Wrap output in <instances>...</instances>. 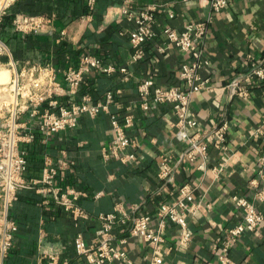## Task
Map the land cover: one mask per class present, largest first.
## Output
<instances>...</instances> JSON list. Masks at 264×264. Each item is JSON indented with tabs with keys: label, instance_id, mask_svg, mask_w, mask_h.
I'll use <instances>...</instances> for the list:
<instances>
[{
	"label": "crops",
	"instance_id": "0c3cea01",
	"mask_svg": "<svg viewBox=\"0 0 264 264\" xmlns=\"http://www.w3.org/2000/svg\"><path fill=\"white\" fill-rule=\"evenodd\" d=\"M127 1L142 7L153 0H16L6 10L11 23L1 28V37L16 63L13 70L23 72L27 82L40 75V70L50 68L62 83L64 71L84 53L98 55L106 64L127 67L129 74L93 71L82 93H90L97 100L108 89H121L120 101L132 104L135 115L129 134L139 142L138 158L131 164L106 156L113 134L109 118L103 114L97 118L83 116L76 128L55 136L51 143L55 160L65 150L75 162V171L67 176L89 191L81 198L89 218L77 223L61 206L43 204L34 190H21L13 209L19 231L11 264H50L45 257L50 252H57L62 262L86 264L77 257L73 240L79 232L87 241L100 234L99 213L113 211L122 203L130 213L137 206L135 212L155 214L159 203L176 197L178 187L186 181L197 185L196 197L202 202L200 211L189 219L193 239L189 246L165 253L162 264H218L226 232L241 218L235 195L247 197L264 212V169L260 172L264 82L250 81L248 76L253 63L264 57V0H228L216 13L208 0H169V6L159 8L154 24L157 34L147 44L146 57L140 62H130L128 33L134 24L122 13ZM170 9L176 13L173 19L168 17ZM209 16L212 20L200 44L208 63L199 70L209 81L192 97L190 110L198 119V131L228 121L229 150L223 154L210 147L205 163L202 158L179 161L186 142L174 137L173 108L162 104L144 112L136 103L138 86L145 78H153L163 87L180 83L181 66L189 62L190 54L174 45L160 51L162 30L168 24L184 29ZM32 17L44 20L42 27L28 32L16 27L17 18ZM235 79L249 94H232L228 84ZM33 155L30 159L35 165L39 160ZM164 155L176 166L174 180L167 186L159 178ZM220 162H225V168L216 176L212 169ZM97 192H102L98 198ZM114 233L118 240L125 239L120 246L127 251L129 264L150 263L151 249L142 238L131 236L125 225L117 226ZM178 236L179 229L168 226L166 250L175 245ZM231 256L237 264H264V222L257 232L242 234Z\"/></svg>",
	"mask_w": 264,
	"mask_h": 264
},
{
	"label": "built area",
	"instance_id": "2783aa9c",
	"mask_svg": "<svg viewBox=\"0 0 264 264\" xmlns=\"http://www.w3.org/2000/svg\"><path fill=\"white\" fill-rule=\"evenodd\" d=\"M208 1L215 13L223 10L228 4V0ZM14 2L16 0H3L0 22ZM169 2L153 0L141 7L137 3L127 1L122 7V13L134 24L128 33L132 50L130 62H140L146 57L147 44L157 34L154 24L159 8L169 6ZM175 16V11L170 9L168 17L173 19ZM211 20V16L196 20L184 29H178L171 24L164 26L160 51L174 45L190 54L189 62L184 63L180 69L181 82L163 87L153 78H145L138 86L136 103L144 112L162 104H169L173 108L174 137L186 142L179 161L195 162L202 158L205 163L210 156V147L223 154H228L229 150L228 121H220L209 130L198 131V119L190 110L192 97L209 81L200 75L199 70L208 63L200 44L208 32ZM43 23L44 20L35 17L29 20H15L16 27L26 32L39 29ZM14 65L16 67V63ZM95 70L107 74H129L125 66L119 68L106 64L102 57L84 53L76 64L69 65L64 71L62 83L57 81L50 68L40 70L41 74L24 86L26 91L21 94L23 100L19 102L20 77L24 74L17 70L12 90L15 101L13 100V108L10 111L11 118L0 123V264H11L10 259L19 231V221L13 209L21 190H34L41 197L43 204L49 208L53 204L61 206L77 223L89 218L88 211L81 203V198L88 196L89 191L78 187L67 176L69 172L75 171V162L68 157L65 150H61L60 156L55 160L51 143L60 132L76 128L83 116L97 118L103 114L108 116L113 134L106 156H114L125 164H131L138 158L139 142L129 134L130 128L135 124L133 106L124 105L120 101L122 90L108 89L104 96L97 100L90 93H82L86 79ZM248 76L250 81L264 82V57L253 63ZM125 79L128 77L125 76ZM228 85L232 94H249V90L242 86L238 79ZM261 132L264 133V120ZM33 154L37 157L35 159L39 160L35 165L30 159ZM260 167L262 172L264 154L260 158ZM175 168L172 158L164 155L159 172L163 185L167 186L173 182ZM224 168L225 162H220L213 166L212 170L219 176ZM34 170L37 173L34 174ZM196 191L197 185L192 182L182 183L177 189V196L162 200L155 214L135 212L137 206H134L133 213H130L122 203H117L113 211L99 213L101 231L96 238L87 241L82 232L75 236L73 245L77 257L84 259L86 264H129L128 253L120 246L125 239L118 240L114 233L117 226L125 225L131 236L142 238L150 247L149 264H162L165 253L175 247H187L193 239L189 219L196 215L202 206V202L196 197ZM101 195L102 192L95 194L97 198ZM235 202L241 218L226 232L218 252V264H237L231 256L233 245L244 232H257L264 222V212L247 197L235 195ZM170 225L179 229V236L175 245L166 250L165 232ZM45 257L50 264H69L67 260L62 262L57 252L47 253Z\"/></svg>",
	"mask_w": 264,
	"mask_h": 264
},
{
	"label": "rangeland",
	"instance_id": "374dc122",
	"mask_svg": "<svg viewBox=\"0 0 264 264\" xmlns=\"http://www.w3.org/2000/svg\"><path fill=\"white\" fill-rule=\"evenodd\" d=\"M3 0H0V9ZM1 29V28H0ZM1 32V31H0ZM1 35V33H0ZM0 40L5 43L3 38L0 36ZM6 44V43H5ZM7 45V44H6ZM9 50L4 44L0 42V123L2 121L6 122V119L11 118V109L13 108V89H14V80L17 78V68L15 71L13 70V61L9 57ZM7 70L10 71V77L8 78L9 73ZM27 80L25 77H20V95H19V102H22L23 98L21 94L26 91L24 86L26 87ZM11 91V92H10ZM16 98V95H15Z\"/></svg>",
	"mask_w": 264,
	"mask_h": 264
},
{
	"label": "trees",
	"instance_id": "16d2710c",
	"mask_svg": "<svg viewBox=\"0 0 264 264\" xmlns=\"http://www.w3.org/2000/svg\"><path fill=\"white\" fill-rule=\"evenodd\" d=\"M10 23H11V19L8 16L4 15L2 18V21L0 22V28L5 27V26L9 25ZM0 31H1V29H0ZM0 33H2V32H0Z\"/></svg>",
	"mask_w": 264,
	"mask_h": 264
},
{
	"label": "water",
	"instance_id": "95a60500",
	"mask_svg": "<svg viewBox=\"0 0 264 264\" xmlns=\"http://www.w3.org/2000/svg\"><path fill=\"white\" fill-rule=\"evenodd\" d=\"M0 42H1L2 44H4V45L7 47V45H6L3 41L0 40Z\"/></svg>",
	"mask_w": 264,
	"mask_h": 264
}]
</instances>
